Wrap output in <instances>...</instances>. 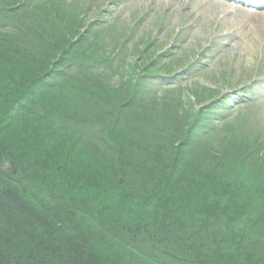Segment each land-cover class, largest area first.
<instances>
[{"label":"trees","instance_id":"1","mask_svg":"<svg viewBox=\"0 0 264 264\" xmlns=\"http://www.w3.org/2000/svg\"><path fill=\"white\" fill-rule=\"evenodd\" d=\"M60 5L45 0H0V86L7 94L2 97L4 101L0 99V264H111L114 257L123 263L121 252L113 251L115 246L123 249L127 246L134 253L141 247L148 251L153 241L168 249L150 256L136 251L147 259H141L144 263L164 264L171 260L176 264H264L259 259L264 253V210L259 211L264 207V179L246 162L257 154L264 156L262 136L251 141L224 138L218 144V148L234 144L236 152L244 150L245 154L239 158L229 150L214 154L204 142L194 141L193 131L187 127L182 133L188 138L180 136L179 151L187 152L189 145L191 156L198 154L200 158L191 160L187 154L179 160L169 147L173 139L162 134L167 129L157 125L164 123L167 115L178 113L174 112L169 97L149 99L141 91L138 95L128 94L122 98L123 113L115 115L121 109L107 100L115 98L120 89L107 86L104 74L83 69L65 75L62 67L55 66L73 40L66 31L77 22L85 27L84 13ZM27 7L33 10L27 12ZM103 35L96 36L89 44L97 52L104 44ZM96 58L98 62L104 60L100 54ZM87 61L74 65H85ZM18 68L21 75L9 74ZM110 90L115 91L112 96ZM100 92L106 96L103 100ZM88 110L94 113V135L98 134L126 156L143 159L147 167L163 168L161 176L137 178L140 186L146 188L143 195H130L126 185L125 193L122 187L100 194L99 186L104 181L125 183L119 179L126 178V172L117 174L116 168H109L108 162L89 152L81 149L80 154L74 152L68 140H76V129L86 132L82 124L89 120ZM201 117L198 111L194 112L192 125ZM101 121L104 125H100ZM119 127L137 133L141 139L123 144L125 139ZM117 134H120L118 138ZM149 142L155 145L150 147ZM65 143L70 158L62 166L59 159L64 158L61 152ZM139 146L151 149L152 154L144 151L140 155L136 150ZM209 160L217 171H224L227 176L219 172L216 180L203 182L209 164H213ZM231 160L240 163L238 176L247 177L241 185L239 178L228 177V171H234ZM3 163L8 167H3ZM176 170L181 174L174 178ZM164 177L169 181L164 187L179 189L183 198L189 199L185 205L157 189L154 198L151 197L154 190L150 188L154 184L158 186ZM230 184L232 188L239 185L234 194L229 193L233 191ZM252 185L258 188L257 199L246 201L242 190ZM83 187L87 188L84 195L92 191L89 198L92 209H86V214L83 209L73 207L76 194L82 193ZM213 189L217 192H209ZM57 199L60 204L54 203ZM255 202L258 205L251 206ZM73 208L85 218L98 211L101 221L86 226L72 218ZM167 210L171 226L158 232L166 237L142 231L144 223L149 227ZM107 226L113 227V234L107 230L102 233V227ZM135 243H145L148 249ZM101 252L111 256L101 257L98 254Z\"/></svg>","mask_w":264,"mask_h":264},{"label":"rangeland","instance_id":"2","mask_svg":"<svg viewBox=\"0 0 264 264\" xmlns=\"http://www.w3.org/2000/svg\"><path fill=\"white\" fill-rule=\"evenodd\" d=\"M45 1L57 2L58 5L61 4L60 6H62L63 8L66 7L67 10L71 9L79 13H85V11L88 10V12L85 13L86 15L84 16L85 27L83 26V24H79L77 22V24L74 23L71 28L66 31V33H68L70 36V40L73 39L71 40V42L76 46L71 47V45H73L71 43L68 46L63 57L62 55H60L59 61L55 62L56 67H62L61 72L64 71L65 75L67 72L72 74V70L74 73L75 71L80 72L83 69H87L88 72L93 74H104L103 77L105 78L107 83H109L107 86H118V89L125 88L129 90L128 94L132 95L133 93L138 95L139 91H141V94L148 97L149 99H161L162 97H169V99L173 98L174 102L171 103L173 106H175L174 112L178 111V113L172 116L167 115L168 123H170V121H174L173 119L179 117L185 118V120L188 121L189 124H191L194 112L197 111L196 108L198 106V103L195 102L196 100L203 101V103H205L204 105H208L215 99H217L218 101L226 99L230 100V102L232 101L233 107L228 108L231 112L228 114H232V116L227 118V122H218V120H222L223 117H217L214 120H208V118L204 116L201 117V121L204 125H210L209 132L206 135L200 130L198 132L196 129H194V126H191V131H194L196 134L194 141L200 140L204 142L206 146L212 144L213 146L210 145L209 148L212 149L214 151V154L216 155H218L217 153L228 150V147L218 148L219 146L217 145L220 144L224 138H226L225 131L228 129V127L226 129L225 126L227 124L232 126L231 122L240 121V123L242 124V133L247 135L248 137L250 136L248 141L254 140L261 134H263L262 138L264 139V89H261L263 96L261 98H263V101L259 100L261 102V107L260 105L256 106V104H248L247 106L241 107V109H239V106L237 107V109L236 103L234 102L238 93L236 87H241V82L244 75L250 73L254 75V72L257 69L259 72L261 71V69H259L258 67L255 68V65L257 64V60L259 58L258 55H264V18L251 20V23L256 21L257 26L254 29L249 30V47L252 52L251 56L256 55L257 59H254L256 61L255 65H253L252 63H248L249 65L253 66L252 69H246L244 62H246L247 59L250 58H248V54L246 53L247 50L244 49L245 43L241 42V38L243 37L241 35L234 34L233 39L221 36L220 39L222 41H220V39L216 40L215 45L212 46L213 51H210L209 49H207L206 51V48L204 47L206 46V42H202L204 44H201V47L199 48L197 47L199 45L198 42L203 40L199 39V37L201 38V36H205L209 25L212 23H215L216 29L218 31H221V28L224 29L223 26L219 25L224 21L226 22L225 24H229L235 31L241 27L240 24H246L247 22L250 23V16L245 19V17L243 18V16L236 14V11L234 9L224 7V5H222V7L215 5L213 0H208V2H206V0H138V2H134L133 0L130 4L129 0H113L109 6V3H105L109 0H103L104 4L100 11L96 10L93 6L85 8L84 11L82 4H80V1H82L83 3L84 0ZM190 3L194 4V6H190ZM196 6L199 7V13H205L206 11H208L209 18H200L198 14L196 16L191 14L196 9ZM185 7H188L189 9L185 10ZM107 8H110V11H106ZM130 8L133 9V11ZM30 10H33V7H27V12ZM102 10L103 12H101ZM135 14L139 16V19H141L137 25V22H135V19L133 18ZM194 20L196 22H194ZM187 25L190 26L186 27ZM195 26L198 27V31L195 29ZM86 27L89 28L88 31H86ZM92 28H94V30L92 31L94 33L91 32ZM194 31H196V33L194 34V36H192ZM102 34H104L102 37L105 38L104 44L99 46L97 52V49L95 47H91L89 44L93 41L94 38H96V36H100ZM195 35L198 38H194ZM111 39H113V41H111ZM206 40H208V37H206L204 41ZM201 49V57L203 58V61L199 62L201 63L199 65L201 71H204L205 74L199 75V65H194V68L190 69L193 73H195L194 75H191L192 79L184 81L183 76L187 75L183 71V69H185L184 67H190L192 65V60L197 59L199 51ZM214 53L217 55V57H213ZM98 54H100L104 60L98 62V58H96ZM86 59H88V61L85 65H74L77 62H79V64H83ZM199 60H201V58ZM61 61L63 62L60 64ZM203 62L205 63L202 65ZM21 72V69L18 68L15 70V72L11 71V73L9 74L12 75L13 73L14 76H19L21 75ZM162 73H166L167 76H170L172 74V77H149V75L152 74H154L152 76H159ZM109 75L110 79H107L109 78ZM138 84L140 89L137 88ZM204 85L206 87H204ZM110 91L112 96L115 91ZM207 91L209 92L208 95ZM192 92H194V94L197 93L198 96L196 95V97L194 98ZM211 93L213 95H217L215 99L209 97ZM259 93L260 92L255 90V96ZM133 105H135L134 101ZM159 106L161 107L164 105ZM194 107L196 110H193ZM164 113H166V111ZM158 118L162 119L164 117ZM157 125H163V128L167 129V132H162L165 138L167 137L170 139H174L173 129L171 125L165 124L163 123V121L158 122ZM94 127H96V122ZM232 148L233 150L231 151V153L239 158L243 157V155L245 154L244 150H239L238 152H236V147ZM253 158L254 159H251V161H246L247 164H250L249 167H252L255 171H257L255 162L258 161L260 162V164H262V169H264V156L257 154ZM208 162L213 163L212 160H209ZM229 162L231 163V167H233L234 171L229 170L228 177H230V175H234V177L239 178L240 185L241 183L246 182V176H238L237 171L240 167V163L233 160ZM209 165L210 169L205 172V177L202 178L203 182L216 180L219 177V172L224 175L227 174L224 171L222 172L221 170L217 171L214 163L212 165ZM180 174L181 171L176 170L173 174V177L175 178ZM160 181L161 183H159L158 186L154 184V186L151 187L150 190L157 189L160 193L164 192L168 196H174L180 205H185V202L189 201V199L186 200L183 198V192L179 189H173V187L168 186L164 187V184L166 185L167 182H169L165 177ZM172 181L174 183L177 182V180ZM125 183L127 186V192L130 195L135 194L141 196L143 195L142 192L146 189L144 185L140 186V182L137 180V178L131 179L130 177H128V182ZM230 185V187L232 188L233 185ZM198 186H201V184L199 183ZM232 189L233 191L231 190L229 193L234 194L239 189V185H234V188ZM247 190L248 188L242 191L244 192L245 200L249 201L248 199H246V194L249 193L253 195V193ZM152 192L153 194L151 195V197L154 198L157 192L155 190ZM209 192H217V190L213 189ZM58 200L59 199L53 201L55 204H60V201L58 202ZM195 202H193L194 206L196 205ZM253 205L257 206L258 203L255 202L251 206ZM67 208H69V206ZM76 210L75 208L72 209V212L74 213V217L72 218H74V220L78 219L82 221L86 226L87 223L90 225L99 222L100 217L98 211H95V213L91 212V214L89 213V216H86L85 218L78 210L77 214ZM83 210L85 211V213L83 211L81 212L86 214V209L83 208ZM261 210H264V207L260 208L259 211ZM169 217L170 213H168L167 210L161 218L156 220V222H151V225L149 227L144 223L142 225V231H148V233L149 231H151L152 235L155 237L156 235L160 237H166L164 235L158 234V232H163L164 230H167V228H170L171 218ZM105 230H107L110 234H113L114 229L113 227L109 226H107V228L102 227V233H107ZM94 237L97 239L100 238L98 235H94ZM117 240L120 241L121 237L119 236ZM135 244H139L140 247L141 245L147 247V245H144L145 243ZM135 244L132 246H135ZM149 247V249L147 247L148 251L141 247L140 250H135L134 253H132L130 251L131 248H129L130 250L126 249L128 248L127 246L124 249L123 246L122 248H118V246H115L113 248V251L118 253L121 252L123 263L119 262L118 259L114 257V260L111 262V264H113L114 261L118 264H156L149 261H147V263H144L142 260L144 259L146 261L147 259L143 258L137 252H145V254L149 253L147 254L149 256L150 254L159 255L166 250L167 246H162L157 241H153L149 244ZM98 254H101V257L105 256L108 259L111 256V254H105L104 252ZM163 257H166L164 253ZM157 264L161 263H159L158 261ZM164 264L176 263L170 260L167 263L165 262Z\"/></svg>","mask_w":264,"mask_h":264},{"label":"bare ground","instance_id":"3","mask_svg":"<svg viewBox=\"0 0 264 264\" xmlns=\"http://www.w3.org/2000/svg\"><path fill=\"white\" fill-rule=\"evenodd\" d=\"M250 3H254V4H257L256 3V0H250ZM218 5H222V3H216ZM137 16H135L134 19H136ZM21 31V30H20ZM203 36H201V38L199 37V39H202ZM194 38H198L197 36H195ZM205 38V36H204ZM201 44V42H200ZM206 44H211V42L207 41ZM249 44H250V41L247 40V42L245 43L244 45V49L247 50V54H248V58L250 59H247L246 62H244V65L246 67V69H252L253 66L249 65L248 63H252L253 65H255L256 61L254 59H257L256 55L254 56H251L252 55V52H251V49L249 47ZM140 50V49H139ZM246 54V55H247ZM213 57H217V55L214 53L213 54ZM220 57V56H219ZM258 60H257V63L259 62H262L263 64L258 67L259 69H261V71L259 72L258 69L254 72V75L253 74H247V75H244L243 77V80H242V85L241 87L238 88V86L236 87L238 93L237 95H240V96H243L245 93V95L240 99L242 100L243 98L246 99L248 102L249 105H253L252 102H254V98H255V90H257L258 92L261 91L262 88H264V55L263 54H259L258 55ZM244 67V66H243ZM172 75V74H171ZM167 76V74H160L159 76H166L167 78H171L172 76ZM174 77V76H173ZM138 89L140 88L139 87V84H138ZM117 88V87H115ZM207 90V89H206ZM129 93V90L125 89V88H120V92H118L116 95H115V98L113 99H108L107 102L109 104H112L114 105L115 107H119L121 110H118L115 112V115L117 114H120V113H123V110H122V105L124 104L122 98H125L127 96H125L126 94ZM193 93V92H192ZM209 94V92L207 91V95ZM100 95L102 97V100L104 98H106V96H104L101 92H100ZM194 98L196 97V93L194 94ZM7 96L5 90L3 89V87L0 86V99L2 97H5ZM217 95H213L212 93L209 95V97H211L212 99H215ZM257 96V95H256ZM5 99L2 98L1 101H4ZM171 102H174L173 98L172 99H169ZM239 98H237V100H234V102L236 103V108L240 106L239 103L237 102H240L242 103V101H240ZM127 101V100H126ZM125 101V102H126ZM196 103H198V106H197V111L202 114L203 116H216L217 114H219L218 112H221V111H224V110H227L228 108H231L233 107L232 106V101L229 102L228 101H218V100H213L212 102H210L208 105H204L205 103H203V101H195ZM259 103V104H258ZM264 103V101H263ZM256 104V106H259L261 107V102H258L256 101L254 103V105ZM202 106H205V107H202ZM124 110H126L125 107H123ZM195 109V107L193 108V110ZM195 109V110H196ZM238 109V108H237ZM236 109V110H237ZM241 109V107L239 108ZM229 110V109H228ZM35 111H39V109H35ZM230 111V110H229ZM235 112V111H234ZM240 112V111H239ZM231 113V112H230ZM86 115H88V121L86 122V124H82L83 125V129L86 131V132H79L78 129L75 130V139L76 140H73V139H69L68 142H70V144L73 146V150L75 153H78L80 154V149L83 150L82 152H89L91 155L95 156V157H100L101 159H104L106 162L109 163V168L111 169H115L116 168V171H117V174H122V172L124 173V171L126 172V178H117L119 180H123L125 182H128V177H130L131 179L132 178H138L139 180H142L143 178H153L154 176H161L163 174V168H160V167H153V168H150V167H147L145 164H144V161L143 159H140L139 157L138 158H134V157H129V156H126L125 154H123L122 152H118L116 151L114 148H112L109 144V142H107V140H105L104 138L102 137H99V135H94L92 132L94 131V126H95V121L93 119V115L94 113L91 111V110H88L86 112ZM231 115L227 114V116H223L221 115L220 117H223L222 120H218V122H227V118L231 117ZM194 117V116H193ZM86 118V119H87ZM71 119H75V118H71ZM115 120V118H114ZM174 121H170V123H168V120L165 119L164 123L166 124H169L171 125L175 135L173 136L174 139L170 142L169 144V147L175 152L176 154V157L179 158V160H181L182 158H184L187 154H188V157L192 160V158H200V156L198 154H195L193 156H191V153H192V148L189 147V145L186 147L187 149V152L185 153H182L179 151V144H180V141L179 138L180 136L182 137V139L184 138H188L187 134H185V136L183 137V133H182V130L187 128V127H191L193 126V120L191 122V124H189L188 121L185 120V118H176V119H173ZM102 123L100 125H104V122L101 121ZM194 124H195V121H194ZM199 124V125H198ZM232 126H230L229 124H227L225 126V128L228 129L225 131V135H226V138H231L233 139L234 137L238 138L236 139L237 141H245V140H248L250 138V136L248 137L247 135L243 134L242 133V124L240 123V121H235V122H231ZM194 128L197 130V131H201L202 133L206 134V132L209 131V127L207 125H204L202 123H200L199 121L194 125ZM119 129L122 131L123 133V138L125 139L124 142H122L123 144H127L128 142H132V143H135L137 139H139L140 135H138L137 133H134L132 131H129L127 129H122V127H119ZM184 131V130H183ZM120 136V134L118 135L117 134V138ZM64 138H61L60 140H62ZM141 139V137H140ZM191 140V138H190ZM184 141L181 142V144H183ZM131 143V144H132ZM82 144V145H81ZM83 144L85 145H89V147H85L83 146ZM149 145L150 147L152 145H155L154 142H149ZM212 145V144H210ZM209 145V146H210ZM213 146V145H212ZM219 146V145H217ZM140 147V146H139ZM232 147H235L234 144H229V147H228V150L229 151H232L233 148ZM66 148V143L64 144V149H62V157L64 158H60V162L59 164H62V166L66 165L65 163L69 161V158H70V155L69 153H67L68 150H65ZM136 150H138V153L140 155L142 154H145L146 153H149V154H152V150L151 149H148V148H145V147H136ZM200 150V149H199ZM198 150V152H199ZM227 150V151H228ZM145 151V152H144ZM226 151V152H227ZM201 153V152H200ZM251 159H254V158H250L249 161H251ZM64 160V161H63ZM4 164V163H3ZM262 164H260V162L256 161L255 162V166L257 167V176L260 178V179H264V169H262ZM117 166V167H116ZM247 166H250V164H248ZM3 167H8L7 164H4ZM121 169V171H119ZM262 169V171H260ZM103 186H99V187H102L101 188V192H108L110 191H113V190H116L117 188L118 189H121L123 187L126 188V184L125 183H117V184H114V183H110V184H107L106 181L103 182ZM87 190V188H84L83 187V192L79 193L78 195L76 194L77 196V199H74V204H73V207H77L78 209L81 208V209H87V210H90L92 209L91 208V204H92V201L90 202L89 204V198L90 196H92V191H86V196L84 195V191ZM257 190L258 188L254 187L252 185L251 188H249L247 191L253 193V195L251 194H246V199L248 200H252V199H257L256 195H257ZM124 193H125V189H124ZM95 211V209H94ZM129 225V224H127ZM259 259L262 261V263H264V253L260 254L259 255Z\"/></svg>","mask_w":264,"mask_h":264}]
</instances>
